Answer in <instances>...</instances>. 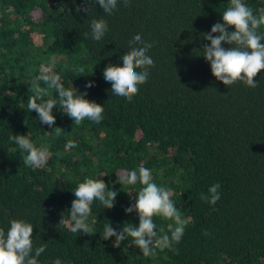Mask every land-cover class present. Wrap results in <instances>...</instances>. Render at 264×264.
<instances>
[{
	"label": "trees",
	"instance_id": "obj_1",
	"mask_svg": "<svg viewBox=\"0 0 264 264\" xmlns=\"http://www.w3.org/2000/svg\"><path fill=\"white\" fill-rule=\"evenodd\" d=\"M242 2L254 15L264 12V0ZM77 6L89 12L77 13ZM230 6V0H129L127 6L117 0L105 14L91 0H0V229L7 233L13 219L31 223L33 249H46L39 264L58 258L62 264H264V70L255 88L242 81L225 86L203 57L210 44L204 36ZM100 18L109 30L94 41L91 21ZM258 32L264 35V25ZM136 34L153 45L147 54L154 66L129 101L112 93L103 71L109 63L122 66ZM53 56L63 86L103 106L99 123L86 118L76 126L57 103L49 127L27 110L30 85ZM80 67L85 72L78 75ZM48 91L43 99L58 101ZM17 134L37 147L50 145L45 166L24 165L26 153L9 139ZM68 140L76 146L66 150ZM141 165L189 221L179 243L150 258L131 237L117 247L115 237L101 234L107 222L117 231L139 225L138 213L124 210L143 186L121 185L117 176ZM88 178L117 191L115 204L108 209L94 200L92 234L72 233L60 221H69L74 189ZM216 183L221 198L211 205L201 197ZM153 221L158 236L171 235L173 220Z\"/></svg>",
	"mask_w": 264,
	"mask_h": 264
},
{
	"label": "clouds",
	"instance_id": "obj_2",
	"mask_svg": "<svg viewBox=\"0 0 264 264\" xmlns=\"http://www.w3.org/2000/svg\"><path fill=\"white\" fill-rule=\"evenodd\" d=\"M98 3L105 14H111L117 7V0H91ZM88 3V0H85ZM127 6L129 0H124ZM231 6L222 14L223 23L217 22L212 25L211 31L206 33L205 39L210 41L203 47V57L210 62L211 72L217 80L222 81L225 86H231L237 81H242L251 88L257 87L258 83L254 80L257 74L264 70V35L258 30L264 25V12L258 16L253 14V10L242 2V0H230ZM83 10L89 12V7L77 6L79 13ZM229 26H234V31H227ZM108 23L105 19H93L91 21V37L94 41H100L108 31ZM213 33L219 35L213 36ZM222 42L232 45L225 49ZM136 45H142L137 47ZM153 47L151 43L144 42L140 34L134 35L130 41L129 50L123 54L119 64L109 63L103 76L110 82L111 91L117 96L131 101L138 93L139 85L146 83L149 77V68L154 66L153 59L147 54ZM56 57L50 58L49 65L42 67L40 74L32 81L30 91L33 96L29 97L27 110L35 111L43 124L52 127L56 117L52 110L59 103L60 108L72 118L74 124L79 126L86 118L99 123L102 120L104 108L95 101H89L84 94L76 95L74 87L65 88L61 83V77L55 73ZM141 69V71H137ZM85 68L78 69V75L84 74ZM43 82L47 87H41ZM93 86L89 81L87 88ZM49 89H54L58 93V101L52 98L43 99L49 96ZM39 101V102H38ZM56 136H60L61 128H55ZM18 145L19 149L26 153L23 163L33 170L47 164L49 158V147L47 143H42L37 147L27 135H12L9 137ZM76 146V141L68 140L65 149ZM63 155V153H58ZM117 182L121 185H136L137 182L143 187L135 195V203L125 208L126 213L133 211L138 213L139 225L133 227L132 224L123 226L117 231L111 226L110 222L105 223L103 232L104 240L115 237V246H119L121 241L128 237L133 239L144 257L150 258L156 254V249H172L174 244L181 241L185 226L189 222L183 219L180 211L175 206L172 193L163 186H158L153 182L151 170L141 165L138 170L126 171L117 176ZM218 183L209 187V195H203L202 200L215 205L220 200ZM75 199L69 209V221L63 218L60 224H67L72 233L83 232L92 234L91 228L87 223L88 217L92 212L91 205L94 200L103 204L104 208L114 207L117 191L109 190L103 179H85L74 189ZM154 216H160L167 220H173L174 229L171 235H157ZM33 228L31 223L24 220L13 219L7 233L0 229V264H39L38 257L46 250L41 245L33 249ZM163 232V229L160 230ZM205 235H208L205 232ZM34 252V254H33ZM54 264H62L58 258Z\"/></svg>",
	"mask_w": 264,
	"mask_h": 264
}]
</instances>
